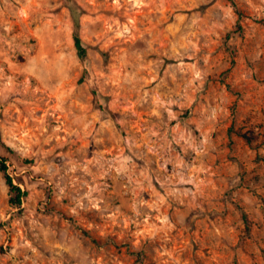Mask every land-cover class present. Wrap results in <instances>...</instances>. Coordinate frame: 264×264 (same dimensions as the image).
<instances>
[{
	"label": "rangeland",
	"instance_id": "1",
	"mask_svg": "<svg viewBox=\"0 0 264 264\" xmlns=\"http://www.w3.org/2000/svg\"><path fill=\"white\" fill-rule=\"evenodd\" d=\"M0 156V264H264V0H0Z\"/></svg>",
	"mask_w": 264,
	"mask_h": 264
},
{
	"label": "trees",
	"instance_id": "2",
	"mask_svg": "<svg viewBox=\"0 0 264 264\" xmlns=\"http://www.w3.org/2000/svg\"><path fill=\"white\" fill-rule=\"evenodd\" d=\"M70 9L72 11V16L74 19L73 35H74L75 47L77 49L78 55L80 57H84L88 53V47L84 43V40L80 32L81 31L80 15L82 11H78L72 4H70ZM0 163H1L2 170L5 172L7 183L9 184L10 189L13 193V195L10 198V202L15 206H20L22 205L24 201V197L28 194V191L22 188L21 185L14 182V177L9 172L7 158H5L4 156H0Z\"/></svg>",
	"mask_w": 264,
	"mask_h": 264
}]
</instances>
